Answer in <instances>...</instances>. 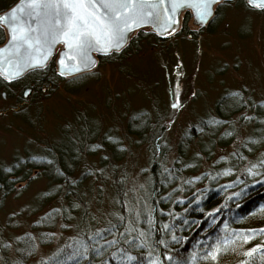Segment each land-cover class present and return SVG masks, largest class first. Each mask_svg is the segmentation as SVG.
I'll return each instance as SVG.
<instances>
[{
	"label": "rangeland",
	"instance_id": "1",
	"mask_svg": "<svg viewBox=\"0 0 264 264\" xmlns=\"http://www.w3.org/2000/svg\"><path fill=\"white\" fill-rule=\"evenodd\" d=\"M15 1L0 0V10L4 4L9 9ZM213 10L203 26L194 24L190 10L184 11L178 30L167 38L159 39L150 27L140 28L116 51L117 57L104 62L96 56L93 68L78 74L71 89L64 86L68 78L56 82L52 90L37 93L30 88L29 78L0 87V172L19 158L25 163L22 157L41 153L52 143L60 165L55 163L56 168L68 167L77 153L69 179L80 181L77 190L87 198L92 226L101 227L117 214L113 200L117 189L122 192L123 206L136 210L144 200L146 171L150 156L157 155L152 152L156 142L166 146L167 159L173 158L184 129L211 114L226 91H242L246 99L264 100V8L247 0H220ZM139 32L144 37L136 40ZM0 35L4 40L2 30ZM57 54L58 50L48 62L54 69ZM21 81L25 86L20 87ZM142 110L152 122L144 140L126 130L130 115ZM109 136L116 137V145L121 146L120 159L104 147ZM192 148L193 144L188 145V151ZM230 148L218 147L216 157ZM29 173L33 178L28 183L13 181L10 191L0 185V247L7 257L17 236L35 235L32 225L38 218L50 206L57 210L63 206L54 201L39 207L37 195L46 189L47 179L42 173ZM57 214L49 232L52 241L36 244L26 264H37L76 235L75 222H62ZM71 218L75 220L76 215Z\"/></svg>",
	"mask_w": 264,
	"mask_h": 264
},
{
	"label": "trees",
	"instance_id": "2",
	"mask_svg": "<svg viewBox=\"0 0 264 264\" xmlns=\"http://www.w3.org/2000/svg\"><path fill=\"white\" fill-rule=\"evenodd\" d=\"M7 8L4 4L0 12ZM143 37L140 34L135 39ZM118 55L111 52L101 59L107 62ZM78 77L68 78L65 88L71 89V81ZM28 78L36 93L52 90L56 82L64 80L51 63L23 77ZM2 84L0 80V87ZM19 85L25 86L22 81ZM209 115L184 129L173 158L167 159L166 146L156 142L152 152L157 155L150 156L146 171L141 200L145 202H139L136 210L128 209L117 189L113 194L117 214L97 228L92 226L87 198L77 190L80 181L69 179L77 153L65 168H56L59 160L52 143L41 153L22 157L25 163L17 159L6 172H0L4 175L0 185L10 191L13 181L28 183L33 178L30 171L42 173L47 187L37 195L39 207L54 201L63 206L58 210L50 206L38 218L32 225L35 235L17 236L10 257L1 246L0 264L28 263L36 244L52 241L49 232L58 220L57 213L62 222L74 221L78 231L37 264H264V100L246 99L242 91H226ZM151 123L146 111H138L130 115L126 130L144 140ZM105 138L104 147L114 159H120L123 151L116 145L117 138ZM190 144L193 150L188 151ZM230 146L216 157L218 147ZM244 236L250 239L245 242ZM225 240L229 242L225 244ZM217 245V259L207 258Z\"/></svg>",
	"mask_w": 264,
	"mask_h": 264
},
{
	"label": "snow or ice",
	"instance_id": "3",
	"mask_svg": "<svg viewBox=\"0 0 264 264\" xmlns=\"http://www.w3.org/2000/svg\"><path fill=\"white\" fill-rule=\"evenodd\" d=\"M159 2L164 4L165 0H159ZM184 2L186 0H170V7L161 9L156 4H146L141 0H99V3L97 0H49L43 4L39 0H33V8L50 10V18L54 25L51 35L65 41L67 48L71 51H83L95 43L101 46L97 49L98 51L108 52L113 48L118 51L120 44L126 39L125 34L130 32L133 27L149 22L145 16L152 17V22L162 21L163 24L172 27L176 23L172 14ZM201 2L205 7L198 13V18L203 20L209 14L207 5L215 0H201ZM248 2L256 7L264 8V0H248ZM145 9H149V11L145 12ZM0 19H4V17H0ZM17 19L15 10H13L9 20L12 38L31 44V37L29 34H25L23 28H20V32L17 34L18 25L14 23ZM161 31H165L162 26ZM172 31H175L174 27H172ZM30 32L31 29L28 30V33ZM60 62L63 64V59ZM32 63L41 65L42 60L34 59ZM172 106L175 108L177 104ZM248 239H250L249 236L243 237L245 242ZM228 242L224 241L225 244ZM219 251L220 247L217 245L208 252L207 258L217 259ZM251 251L253 250L250 249L249 252ZM152 264H156V262L153 261Z\"/></svg>",
	"mask_w": 264,
	"mask_h": 264
},
{
	"label": "water",
	"instance_id": "4",
	"mask_svg": "<svg viewBox=\"0 0 264 264\" xmlns=\"http://www.w3.org/2000/svg\"><path fill=\"white\" fill-rule=\"evenodd\" d=\"M218 1L220 0L209 2L207 5L209 14L205 19L200 20L198 18V13L204 10L205 5L202 4L201 0H186V2L182 3V6L178 7L176 12L172 14L173 19L176 21V23L172 25V27L175 28V31H172V27L163 24L162 21L152 22V17L145 16V19L149 22L140 23L139 26L133 27L130 32L126 33V39L120 44L119 48L123 47L130 40V37L134 32L146 26L150 27L159 38H166L167 36L172 35L179 28L181 13L186 10L191 11L194 24L203 26L212 17L213 8ZM39 2L43 4L49 2V0H39ZM141 2L146 4H156L161 9L170 7V0H165L164 4H160L159 0H141ZM97 3H99V0H97ZM13 10H15L16 17H18V19L14 21V23L18 25L16 29L17 34L20 32V28H23L25 34L30 35L32 40L31 44L25 43L23 40L12 38V29L9 20L11 19ZM39 10L45 12L41 14L39 13ZM144 11L147 12L149 9H145ZM0 17H4V19H0V25L4 26L7 36L6 41L0 45V76L7 81L16 80L30 70L44 67L55 54L56 48H58L56 58L57 72L64 77L92 69L96 62V56L104 55L115 50L113 48L108 52L98 51L97 49L101 46L93 43L92 47L84 49L83 51H71L67 48L65 41L59 37H53V35H50V30H52V27L54 26L53 21L50 18V10L33 8V0H18L9 9L0 14ZM161 26L165 31H161ZM29 29H31L30 33H28ZM34 37L37 38L36 41H39L38 43L33 41ZM33 44H43V46L40 47L39 51L31 52L32 48H30L29 45ZM21 51H24L25 54L22 55L20 53ZM34 59L42 60V64L33 65L32 61ZM62 59L64 61L63 64L60 62ZM26 94L27 91L24 95Z\"/></svg>",
	"mask_w": 264,
	"mask_h": 264
},
{
	"label": "bare ground",
	"instance_id": "5",
	"mask_svg": "<svg viewBox=\"0 0 264 264\" xmlns=\"http://www.w3.org/2000/svg\"><path fill=\"white\" fill-rule=\"evenodd\" d=\"M44 12H45V11H44ZM44 12H43L42 10H39V13H41V14L44 13ZM19 24H22V23H19ZM32 24H33V22H32ZM43 27H44V26H43ZM50 35H51V30H50ZM33 36H34V35H33ZM33 39H34L33 41H36L37 38L34 37ZM41 46H43V44H38V45H37V44H33V45H29V47L32 48L31 52H32V51H33V52H37V51H39ZM20 53H21L22 55L25 54L24 51H21Z\"/></svg>",
	"mask_w": 264,
	"mask_h": 264
},
{
	"label": "flooded vegetation",
	"instance_id": "6",
	"mask_svg": "<svg viewBox=\"0 0 264 264\" xmlns=\"http://www.w3.org/2000/svg\"><path fill=\"white\" fill-rule=\"evenodd\" d=\"M180 24H181V22H180ZM1 27V26H0ZM6 38V37H5ZM4 42V40H2L1 42H0V45L2 44ZM0 78L3 80V78L0 76ZM3 84L1 85V88H3L4 87V85H6V84H9V83H7V82H4V81H1ZM2 96H4V93H3V95Z\"/></svg>",
	"mask_w": 264,
	"mask_h": 264
}]
</instances>
